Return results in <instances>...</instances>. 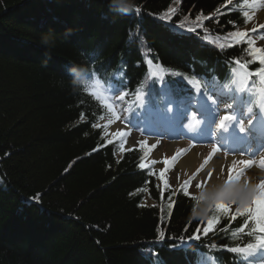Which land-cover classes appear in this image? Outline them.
<instances>
[{
  "label": "trees",
  "instance_id": "trees-1",
  "mask_svg": "<svg viewBox=\"0 0 264 264\" xmlns=\"http://www.w3.org/2000/svg\"><path fill=\"white\" fill-rule=\"evenodd\" d=\"M137 3L120 16L108 0H0V264H195L202 253L248 264L231 249L262 238L245 212H220L223 200L194 216L198 195L163 188L141 168L144 146L107 138L114 114L96 92L101 82L139 93L149 114L191 94L189 82L230 81L237 62L258 70L252 42L232 39L252 4ZM73 65L86 69L83 87Z\"/></svg>",
  "mask_w": 264,
  "mask_h": 264
},
{
  "label": "rangeland",
  "instance_id": "rangeland-1",
  "mask_svg": "<svg viewBox=\"0 0 264 264\" xmlns=\"http://www.w3.org/2000/svg\"><path fill=\"white\" fill-rule=\"evenodd\" d=\"M258 2L257 8L249 11L250 22L242 30V33H244L248 40H252V47L257 51L259 59L264 65V0H258ZM153 68L154 67H152V69ZM238 71V82L240 83L237 84L236 93H239L242 89L247 91L246 85H242L247 78V73L240 66H238ZM153 72H158V70L154 68ZM222 91L226 92L227 90L225 88V90ZM101 93L102 96L107 99L106 101L115 115L114 120L106 129L105 134L107 138L114 137L118 135V133H126L127 135H118L119 139L122 141V150L131 149L136 146H144L147 149V154L142 164L145 166L153 164L154 169L158 170L160 184L165 189H177L179 186L187 183V192L192 196L198 195L199 192L208 185L211 179L213 173V171L209 169L211 161L214 157L220 155H234L238 157L233 166L223 177L227 181L230 180L229 182L236 181L245 184L244 176L246 172L256 167V163L263 160L261 156L264 149L258 154H246L244 152L230 153L213 141L205 139L204 136H202V131H195L192 129L191 124L197 120L195 113L188 114L187 116L183 114V118L180 122L181 125L186 123L185 129L183 130L177 129L176 132L169 131V129L160 128V124L155 122V124L151 125L145 132L141 131L139 124L134 122L129 115L132 113V106L135 105L137 95H135L134 98L132 97V99H128L124 95L126 94L125 91L118 90L115 92L109 87L103 88ZM259 93L261 95L263 94L261 92ZM197 102L204 103L201 97L197 98ZM189 106L190 104L187 106V109ZM214 106L220 108L219 103L212 105L211 108ZM221 109L218 113L222 111ZM192 111L194 112L193 109ZM211 112L213 111L211 110ZM259 114L260 113L257 112L256 115ZM251 116L254 117L255 115L251 112L246 114L247 119H250ZM106 121L107 120L104 119L101 120L100 123L105 124L107 123ZM142 123L144 124V122ZM177 126L178 124H175V127ZM194 149H198V155H200L199 162L190 171L180 175V173L177 172L178 161L187 154L188 151ZM165 161H167V163H165ZM241 161H252L253 163L247 166L241 163ZM240 170H243V174L239 179H236V173ZM162 172L163 177H161ZM261 172L262 176H260V179L257 180L252 187L247 186L248 191L244 195L235 198V203H233V199H225L226 204L231 206L233 210H237L241 206L248 205L251 207L250 201H264V187H262V185H264V168L261 169ZM230 176L233 178L229 179ZM146 202L149 204L153 203L152 200H147ZM210 222H212L210 218L204 221L203 232L208 231L212 227V223L210 226Z\"/></svg>",
  "mask_w": 264,
  "mask_h": 264
},
{
  "label": "clouds",
  "instance_id": "clouds-1",
  "mask_svg": "<svg viewBox=\"0 0 264 264\" xmlns=\"http://www.w3.org/2000/svg\"><path fill=\"white\" fill-rule=\"evenodd\" d=\"M109 10L120 16H130L137 12L140 5L137 0H108ZM51 37L44 35L41 37V43L45 46L49 44ZM86 69L73 65L69 69L72 75L71 83H79L83 87L87 81L80 79V74ZM248 191L246 184L236 181L228 182L222 175H218L215 180L210 182L202 189L197 197L193 207L194 216H203L219 200L234 199L244 195Z\"/></svg>",
  "mask_w": 264,
  "mask_h": 264
},
{
  "label": "bare ground",
  "instance_id": "bare-ground-1",
  "mask_svg": "<svg viewBox=\"0 0 264 264\" xmlns=\"http://www.w3.org/2000/svg\"><path fill=\"white\" fill-rule=\"evenodd\" d=\"M212 117V116H211ZM210 120H213L214 118ZM213 129V128H211ZM220 135L217 133V136L222 137V130L219 131ZM133 137V136H132ZM244 141V139H241ZM237 144H240L238 140H235ZM236 146V145H235ZM234 147L233 149H235ZM238 159L237 156H216L211 161V164L209 165V169L213 171L211 179L209 181L212 182L216 179L218 175L224 176L226 172L233 166L235 161ZM200 160V155H198V149L190 150L185 154L183 157L180 158L177 165V172L180 173V175L187 173L190 171ZM260 176H262V172L257 169L256 167L250 169L248 172H246L244 179L246 186H253V184L260 179ZM208 183V184H209ZM211 260H209V263ZM195 264H203V260L199 259L195 262Z\"/></svg>",
  "mask_w": 264,
  "mask_h": 264
},
{
  "label": "snow or ice",
  "instance_id": "snow-or-ice-1",
  "mask_svg": "<svg viewBox=\"0 0 264 264\" xmlns=\"http://www.w3.org/2000/svg\"><path fill=\"white\" fill-rule=\"evenodd\" d=\"M177 2H179V0H177ZM140 12V8L137 9V13ZM162 19H170L169 16H165V17H162ZM197 21H199L201 19L200 16H197L196 17ZM189 31H192V32H195L196 29L195 28H191L189 29ZM232 35H235V36H243L244 33L242 32H236V33H233ZM223 47V46H221ZM186 119V117H185ZM232 117L230 115H225L223 117H221V125H223L224 121H227V120H231ZM241 132L244 131L243 128L240 129ZM118 135H127L126 133H118ZM240 138V137H238ZM242 139V138H240ZM215 150V149H214ZM165 163H167V161H165ZM241 163L247 165V166H250L253 162L252 161H241ZM261 166L264 167V160L261 161ZM145 165H141V168H144ZM243 174V170H240L236 173V176L235 178L236 179H239V177ZM161 177H163V172L161 173ZM233 177H229V179H232ZM199 186V185H198ZM262 187H264V185H262ZM185 194H187V192H185ZM236 200L235 198L233 199V203H235ZM262 207H264V201H262ZM218 209L220 210V212L222 213H225L228 211V208L226 205H217ZM239 211V210H238ZM253 219L256 220V223L258 225V228H259V231L261 233H264V212H261V213H258L257 215L253 216ZM211 223L210 222V226H211ZM161 239H163V234H161ZM195 239H199V237H195ZM258 248H264V238H261L259 240V243L258 244H249L246 248L244 247H240V248H232L231 251L234 252V253H247L249 255H251L252 253L256 252Z\"/></svg>",
  "mask_w": 264,
  "mask_h": 264
}]
</instances>
